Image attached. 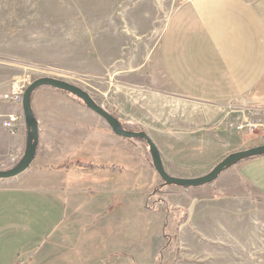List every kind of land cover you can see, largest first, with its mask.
Here are the masks:
<instances>
[{"label":"rangeland","instance_id":"1","mask_svg":"<svg viewBox=\"0 0 264 264\" xmlns=\"http://www.w3.org/2000/svg\"><path fill=\"white\" fill-rule=\"evenodd\" d=\"M186 1L0 0V96L16 81L54 78L87 93L128 131H178L192 121L189 126L202 131L240 127L246 133L244 150L263 145L255 137L258 131L251 134L246 124L264 123V111L238 101L222 105L203 128L202 113L183 108L179 100L185 99L164 77L160 39L170 16ZM246 1L264 6V0ZM134 141L151 166L147 146ZM225 156L208 152L184 160L182 168L161 160L168 175L196 178ZM228 170L209 186L187 189L195 196L210 195V236L225 239L210 242V249L187 233L194 231V222L184 208L173 207L181 200L168 193L187 191L161 186L160 180L156 188L132 189L134 217H103L94 212L96 204L86 217L83 192L62 194L68 210L56 228L17 250L7 264H264V200ZM2 257L0 251V263Z\"/></svg>","mask_w":264,"mask_h":264},{"label":"crops","instance_id":"2","mask_svg":"<svg viewBox=\"0 0 264 264\" xmlns=\"http://www.w3.org/2000/svg\"><path fill=\"white\" fill-rule=\"evenodd\" d=\"M159 61L166 80L185 99L179 100L182 107H195L194 112L202 113L203 128L209 127L210 116L222 105L238 101L264 111V6L246 0H187L166 23ZM31 109L38 134L34 161L16 178L0 180V264L10 263L17 250L56 228L68 210L62 194L83 192L86 217L93 213L94 204V212L103 217H134L135 185L148 190L160 183L135 141L114 135L76 98L42 87L32 94ZM10 115L21 117L14 136L2 126ZM189 123L178 131L142 127L163 160L181 168L184 160L199 159L208 152L225 156L244 150L246 133L242 130L229 131L223 125L221 131L210 127L202 131ZM253 125L258 131L255 137L262 139L264 123L258 119ZM25 137L21 107L3 102L1 95L0 169L11 165L12 149L17 150L18 159L22 156ZM258 160L241 162L230 170L264 200V157ZM186 191L168 193L183 202L173 207L184 208L194 222V231L187 233L209 249L210 242H223L224 236H210V195ZM218 226L223 232L224 225L214 226L216 230Z\"/></svg>","mask_w":264,"mask_h":264},{"label":"water","instance_id":"3","mask_svg":"<svg viewBox=\"0 0 264 264\" xmlns=\"http://www.w3.org/2000/svg\"><path fill=\"white\" fill-rule=\"evenodd\" d=\"M46 87L56 91L66 93L79 100L88 110L99 116L111 130V132L119 138L126 140H137L143 142L150 156L151 166L159 179L161 186H173L181 189H198L215 182L218 177L241 163L242 161L264 156V144L249 149L233 152L226 155L219 163H217L207 174L196 178H177L167 174L164 169L160 153L151 139L142 131L133 132L125 130L120 121L98 106L93 99L80 88L73 86L62 80L42 77L32 81L24 90L21 110L26 130L24 151L19 161L8 170H0V180H10L24 173L34 161L38 147L37 122L31 109L32 94L39 88Z\"/></svg>","mask_w":264,"mask_h":264},{"label":"built area","instance_id":"4","mask_svg":"<svg viewBox=\"0 0 264 264\" xmlns=\"http://www.w3.org/2000/svg\"><path fill=\"white\" fill-rule=\"evenodd\" d=\"M29 82H27L26 80H22L20 82L16 81L14 83H12L9 87V90L2 95V101L9 103L11 105H17V106H21V101H22V96H23V92L25 90V88L28 86ZM20 118L19 116H15V115H10L8 116V119L6 122H4L2 124L3 128L12 136L16 135V125L18 126L19 122H20ZM246 127L249 128L250 133H254V125H250V124H246ZM237 129H240V127H238ZM262 140L264 142V133H263V137ZM10 156L11 159L13 161H17L18 160V152L17 151H12L10 152Z\"/></svg>","mask_w":264,"mask_h":264},{"label":"trees","instance_id":"5","mask_svg":"<svg viewBox=\"0 0 264 264\" xmlns=\"http://www.w3.org/2000/svg\"><path fill=\"white\" fill-rule=\"evenodd\" d=\"M62 93V92H61ZM64 94H66V93H64ZM113 116V115H112ZM114 117V116H113ZM123 126V125H122ZM124 127V126H123ZM125 129V128H124ZM126 130V129H125ZM134 132H140V129H135L134 130ZM249 160H251V159H248V160H245V161H249ZM242 162H244V161H242ZM63 168V167H62ZM57 169H61V167H58ZM184 217H185V215H184Z\"/></svg>","mask_w":264,"mask_h":264}]
</instances>
